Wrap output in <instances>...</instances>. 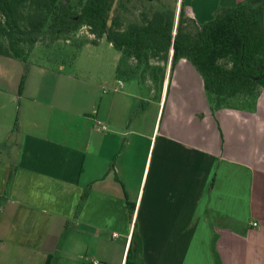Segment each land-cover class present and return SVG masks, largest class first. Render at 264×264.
Segmentation results:
<instances>
[{"label": "crops", "instance_id": "1", "mask_svg": "<svg viewBox=\"0 0 264 264\" xmlns=\"http://www.w3.org/2000/svg\"><path fill=\"white\" fill-rule=\"evenodd\" d=\"M131 59L101 82L0 54V264H264V87L213 108L189 59Z\"/></svg>", "mask_w": 264, "mask_h": 264}, {"label": "trees", "instance_id": "2", "mask_svg": "<svg viewBox=\"0 0 264 264\" xmlns=\"http://www.w3.org/2000/svg\"><path fill=\"white\" fill-rule=\"evenodd\" d=\"M160 4L124 23L121 8H129L123 0H0V54L27 61L38 43L64 39L78 47L106 37L122 57L136 59L133 68L161 69L151 60L167 61L170 53L173 68L185 57L203 77L213 108L246 101L253 109L256 91L264 87V0L220 6L195 30L184 26L183 1L178 19L176 8ZM82 28L93 38L78 41ZM125 264H139L132 244Z\"/></svg>", "mask_w": 264, "mask_h": 264}, {"label": "rangeland", "instance_id": "3", "mask_svg": "<svg viewBox=\"0 0 264 264\" xmlns=\"http://www.w3.org/2000/svg\"><path fill=\"white\" fill-rule=\"evenodd\" d=\"M184 3V26L190 30H195L197 25L201 23L198 17H196V11L193 4L189 0H123L126 8L123 10L124 23H128L135 19V16H139L140 11L144 9L156 10L161 6L160 3L176 8V19L179 18L181 2ZM177 23V22H176ZM86 37L93 38L86 28H82L79 32V36L76 37L78 41L85 39ZM118 52L113 46H110L106 37H103L97 44L84 43L81 46H74L73 41H66L64 39L59 40L50 45L38 43L34 45L28 52L27 61L31 62L32 59L41 60L51 65L62 64L65 70L75 73L82 79L101 80L104 76H109V73L113 72L115 64L114 58L118 55ZM38 53V54H37ZM130 61L136 62L135 59ZM257 101V94H256ZM253 104L256 108L257 103ZM239 102H233L231 106H235ZM250 103L243 101L244 107L250 108ZM253 110V109H251ZM17 133L18 129L15 128L13 135L0 145V154L5 157H11V153L17 150ZM14 149V150H12Z\"/></svg>", "mask_w": 264, "mask_h": 264}, {"label": "built area", "instance_id": "4", "mask_svg": "<svg viewBox=\"0 0 264 264\" xmlns=\"http://www.w3.org/2000/svg\"><path fill=\"white\" fill-rule=\"evenodd\" d=\"M102 126H103V128H106L105 125H102ZM253 225H257V222H253ZM114 235H117V234L115 233Z\"/></svg>", "mask_w": 264, "mask_h": 264}]
</instances>
